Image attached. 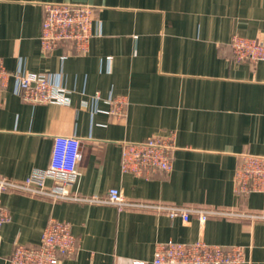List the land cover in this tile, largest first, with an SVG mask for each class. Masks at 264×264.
I'll return each instance as SVG.
<instances>
[{
	"label": "crops",
	"instance_id": "0c3cea01",
	"mask_svg": "<svg viewBox=\"0 0 264 264\" xmlns=\"http://www.w3.org/2000/svg\"><path fill=\"white\" fill-rule=\"evenodd\" d=\"M49 2L95 7L87 52L68 43L42 50ZM236 34L264 41V0H0L7 69L49 73L70 97L31 103L13 76L0 86V176L25 180L50 165L57 135H74L82 146L72 190L81 197L105 198L117 187L136 202L264 213V193L235 187L244 156H264V60L236 59ZM111 95L127 99L119 118L109 113ZM172 132L170 171L146 178L122 170L125 141ZM2 199L10 219L0 233V264H10L16 243L38 245L50 218L69 222L78 240L60 264H153L158 243L169 239L241 245L243 264H264V219L211 215L202 223L193 214L183 221L16 190Z\"/></svg>",
	"mask_w": 264,
	"mask_h": 264
},
{
	"label": "built area",
	"instance_id": "2783aa9c",
	"mask_svg": "<svg viewBox=\"0 0 264 264\" xmlns=\"http://www.w3.org/2000/svg\"><path fill=\"white\" fill-rule=\"evenodd\" d=\"M96 20L95 7L88 4L49 2L45 4L41 48L51 52L66 43L78 53L87 52ZM234 56L251 62L264 60V41L258 38L233 35L231 39ZM65 58V57H63ZM14 77L18 92L31 103L68 104L67 89L49 73H11L0 57V86L7 87ZM100 92L94 95L95 101ZM107 102L109 113L121 117L125 113L126 97L111 95ZM82 141L74 135H57L50 165L35 169L25 180L18 181L0 176V233L9 221L8 210L3 204V193L9 190L23 191L54 200H82L111 203L119 209L141 207L167 212L172 218L189 221L196 214L202 223L211 215L264 219V213H246L234 210L202 208L161 203L136 202L126 199L119 188L109 190L107 197H81L73 192L78 181ZM176 149L175 134L153 135L141 141H125L122 148V170L137 176L151 178L173 167ZM236 191L242 195L264 193V156L246 155L235 171ZM50 182L51 184H48ZM78 249V240L69 222L50 218L38 245L16 243L10 264H60L61 256H71ZM244 247L241 245L215 244L198 239L181 242L169 239L159 242L152 260L153 264H243ZM138 264V263H137Z\"/></svg>",
	"mask_w": 264,
	"mask_h": 264
}]
</instances>
